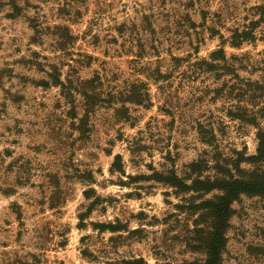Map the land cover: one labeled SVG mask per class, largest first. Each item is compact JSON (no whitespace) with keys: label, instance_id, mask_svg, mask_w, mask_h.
I'll list each match as a JSON object with an SVG mask.
<instances>
[{"label":"rangeland","instance_id":"374dc122","mask_svg":"<svg viewBox=\"0 0 264 264\" xmlns=\"http://www.w3.org/2000/svg\"><path fill=\"white\" fill-rule=\"evenodd\" d=\"M262 143L264 0H0V264L203 263L194 181L262 179ZM229 200L219 264H264V196Z\"/></svg>","mask_w":264,"mask_h":264},{"label":"trees","instance_id":"16d2710c","mask_svg":"<svg viewBox=\"0 0 264 264\" xmlns=\"http://www.w3.org/2000/svg\"><path fill=\"white\" fill-rule=\"evenodd\" d=\"M258 21H251L248 25H245L243 29H233L230 36L229 42L235 48H240L244 43H251L256 41V30L258 29L257 25ZM222 54V58H224V50L219 49L214 51L211 54L212 57L218 58V56ZM93 81L90 80L87 84L92 85ZM131 92V91H130ZM85 104L87 108H93L97 102L100 100L99 96L93 94L91 90L84 89L81 92ZM138 94L136 93V97ZM129 98L132 102L140 103L141 100L138 98ZM89 110V109H88ZM87 110V111H88ZM264 144V143H262ZM264 146L262 145L259 149V156L264 155ZM172 183L175 182V186L183 187L184 183L179 181L177 178H171ZM195 184H199V186L204 185V187L208 190L218 189L222 190V194L218 195L216 198L212 200H207L203 202L204 208L208 211V214L213 217V232L212 236L207 241V253L208 258L205 262H194L187 264H219L218 259L221 254V248L224 245V237H223V228L225 224L224 216H227L230 211L229 202L231 198L236 197L239 194H247V195H262L264 196V177L260 180H251V179H240V178H230V179H222L215 181H203V180H195Z\"/></svg>","mask_w":264,"mask_h":264}]
</instances>
